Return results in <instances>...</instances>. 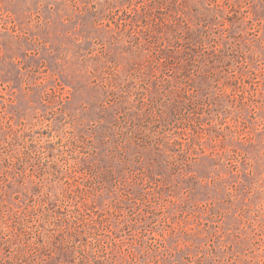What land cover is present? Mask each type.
Here are the masks:
<instances>
[{"label": "rangeland", "instance_id": "rangeland-1", "mask_svg": "<svg viewBox=\"0 0 264 264\" xmlns=\"http://www.w3.org/2000/svg\"><path fill=\"white\" fill-rule=\"evenodd\" d=\"M0 264H264V0H0Z\"/></svg>", "mask_w": 264, "mask_h": 264}]
</instances>
